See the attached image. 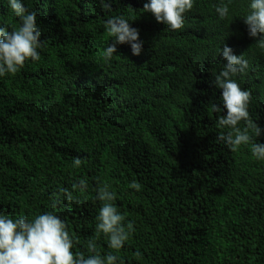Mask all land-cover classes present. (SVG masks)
Returning a JSON list of instances; mask_svg holds the SVG:
<instances>
[{"label": "trees", "instance_id": "16d2710c", "mask_svg": "<svg viewBox=\"0 0 264 264\" xmlns=\"http://www.w3.org/2000/svg\"><path fill=\"white\" fill-rule=\"evenodd\" d=\"M25 2L44 46L39 61L0 78V211H55L79 241L74 253L88 255L95 238L104 254L95 217L107 183L124 223L134 224L118 253L124 264H264V161L217 141L220 114L208 110L222 107L211 81L227 45L249 61L237 79L264 129V49L248 36L243 0H233L236 14L225 21L214 11L219 0H194L178 31L144 13L146 0H117L111 13L98 0ZM120 14L135 19L143 51L120 44L105 63L104 22ZM0 20L18 26L5 0ZM257 139L264 143V133ZM80 179L88 190L69 204L61 189Z\"/></svg>", "mask_w": 264, "mask_h": 264}, {"label": "clouds", "instance_id": "9594fccd", "mask_svg": "<svg viewBox=\"0 0 264 264\" xmlns=\"http://www.w3.org/2000/svg\"><path fill=\"white\" fill-rule=\"evenodd\" d=\"M105 13H111L117 0H98ZM8 12L16 18L18 26L0 20V78L14 76L26 64L40 59V50L44 46L42 29L38 24L37 12L31 10L25 0H5ZM233 0H219L214 11L219 20H230L236 14ZM245 11L241 17L247 33L260 49H264V0H243ZM194 7V0H146L144 13H151L157 22L166 25L167 30L178 31L185 26L186 14ZM130 14L109 16L104 22V30L110 37L101 57L110 63L117 53V45L127 44L134 56L141 55L144 42L140 39L139 30L132 26ZM223 57L218 72L212 73V83L222 90L220 101L215 102L208 110L219 113L216 126L223 130L217 141L230 151L236 152L241 147L250 148L251 155L258 161H264V143L258 139L264 129L253 119L249 106L252 92L243 88L237 77L246 73L249 61L243 55H235L227 45L217 50ZM226 110V114H225ZM82 164L80 158L73 162L75 168ZM99 183V181H98ZM85 179L73 184L72 190L61 189V196L69 204L76 201L74 193L83 194L88 190ZM130 188L141 190V184L131 182ZM96 199L101 202L96 220V232L107 239L110 251L101 254L97 250L95 238L86 242L88 255L75 252L79 243L69 231L68 224L55 211H45L35 215H22L10 218L0 211V264H124L118 255L125 247L134 232V224L128 221L118 210L116 194L104 183L97 189ZM78 202V201H77ZM140 255V253H137Z\"/></svg>", "mask_w": 264, "mask_h": 264}]
</instances>
